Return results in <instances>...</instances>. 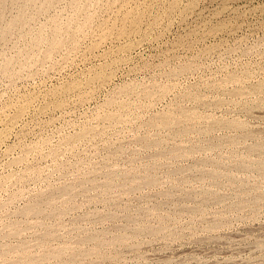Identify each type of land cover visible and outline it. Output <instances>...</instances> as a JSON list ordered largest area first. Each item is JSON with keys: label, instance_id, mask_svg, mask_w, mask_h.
Returning <instances> with one entry per match:
<instances>
[{"label": "rangeland", "instance_id": "1", "mask_svg": "<svg viewBox=\"0 0 264 264\" xmlns=\"http://www.w3.org/2000/svg\"><path fill=\"white\" fill-rule=\"evenodd\" d=\"M2 1L0 264H264V0Z\"/></svg>", "mask_w": 264, "mask_h": 264}, {"label": "bare ground", "instance_id": "2", "mask_svg": "<svg viewBox=\"0 0 264 264\" xmlns=\"http://www.w3.org/2000/svg\"><path fill=\"white\" fill-rule=\"evenodd\" d=\"M0 1H2V0H0ZM5 1H6V0H5ZM2 2H4V1H2ZM0 5H1V3H0ZM1 8H2V6H1ZM5 31H6V29H5ZM5 31H4V32H5ZM2 34H3V33H2ZM4 35H5V34H4ZM1 39H2V38H1ZM262 85H263V88H264V84H262ZM259 88H260V87H258V90H259ZM263 90H264V89H263ZM260 91H261V90H260ZM181 110H182V109H181ZM183 110H185L184 112H186V109H183ZM179 112H180V111H179ZM179 112H178V113H179ZM181 112H182V111H181ZM187 112H190V110L187 111ZM187 112H186V113H187ZM186 113H184V114H186ZM184 114H182V115H184ZM190 114H191V113H190ZM190 114H189V117H190ZM192 114H193V112H192ZM172 115H174V114H172ZM175 115H176V114H175ZM177 115H178V114H177ZM179 115H181V114L179 113ZM179 115H178V116H179ZM168 116H170V115H166V121H169V120H167V118L170 119V117H172V116H170V117H168ZM186 116H188V115H186ZM191 116H192V115H191ZM193 116H194V114H193ZM175 117H176V116H175ZM180 117H181V116L178 117V118H179V121H180ZM163 118H165V117H163ZM172 118H173V119L170 120L168 123H171V122L174 120V116H173ZM181 118L183 119V117H181ZM187 118H188V117H187ZM176 119H177V118H176ZM176 119H175V120H176ZM158 120H159V119H158ZM160 120H161V119H160ZM162 120H163V119H162ZM164 120H165V119H164ZM164 120H163V121H164ZM177 120H178V119H177ZM155 121H156V120H155ZM163 121H161V125L165 123V122L163 123ZM179 121H178V128L181 127V126H179ZM181 121H182V120H181ZM183 121H184V120H183ZM222 121H223V120H222ZM174 122H175V121H174ZM174 122H173V124H175ZM225 122H226V121H225ZM225 122H224V123H225ZM176 123H177V122H176ZM183 123H184V122H183ZM213 123H214V122H212L211 124H213ZM215 123L218 125V123H217L216 121H215ZM220 123H221V120H220ZM222 123H223V122H222ZM224 123H223V124H224ZM234 123H235V122H234ZM237 123H238V122H237ZM157 124H159V123H157ZM180 124H182V123H180ZM185 124H186V123H185ZM228 124H229V123H228ZM231 124H233V123H230V126H231ZM240 124H241V123H240ZM168 125H169V124H168ZM168 125H167V126H168ZM170 125H171V124H170ZM170 125H169V127H170ZM213 125H214V124H213ZM225 125H226V124H225ZM183 126H184V125H183ZM214 126H215V125H214ZM214 126H213V127H214ZM220 126H221V124H220ZM228 126H229V125H228ZM234 126H235V125H234ZM237 126H238V125H237ZM241 126H242V124H241ZM164 127H166V125H165ZM171 127H172V125H171ZM171 127H170V128H171ZM175 127H176V126H175ZM224 127H225V126H224ZM226 127H227V126H226ZM181 128H182V127H181ZM237 128H239V127H237ZM172 129H174V127H172ZM176 129H177V128H176ZM176 129H175V130H176ZM182 129L185 130V128H182ZM186 129H187V128H186ZM188 129H189V128H188ZM188 131H189V130H188ZM245 132L247 133L248 131H245ZM249 132H250V131H249ZM177 133H181V130H178ZM182 133H183V132H182ZM185 133H187V132L185 131ZM243 134H244V133H243ZM248 134H249V133H248ZM250 134H251V132H250ZM248 136H249V135H248ZM243 137L245 138V136H243ZM225 138H226V137H225ZM257 138H258V136H257ZM260 138H261V137H260ZM260 138H259V140H260ZM222 139H223V138H221L220 141H224V140H222ZM229 139H230V138H229ZM262 139H263V138H262ZM149 140H150V139H149ZM149 140H148V141H149ZM233 140H234V139H233ZM235 140H236V139H235ZM148 141H147V139H146L147 144H148ZM150 141H151V140H150ZM152 141H153V140H152ZM228 141H229V140H228ZM256 141H257V143H260L258 140H256ZM261 141H262V140H261ZM153 142L155 143V141H153ZM232 142H233V141H232ZM144 143H145V142H144ZM156 143H158V142H156ZM224 143H225V142H224ZM261 143H262V142H261ZM263 143H264V141H263ZM145 144H146V143H145ZM151 144H152V143H151ZM151 144H150V145L148 144V146L151 147ZM160 144H161V143H160ZM154 146H155V145H154ZM254 146H255V145H254ZM152 147H153V144H152ZM255 147H256V146H255ZM263 147H264V146H263ZM157 148H159V147H157ZM192 148H193V147H192ZM192 148H191V149H192ZM259 148H260V146H259ZM152 149H153V148H152ZM253 149H254V148H253ZM189 150H190V149H189ZM257 150H258V149H257ZM257 150H256V152H257ZM261 150H262V149H259L258 151H261ZM158 151H159V150H158ZM160 151H161V150H160ZM187 151H188V150H187ZM253 151H254V150H253ZM185 152H186V151H185ZM262 152H263V151H262ZM156 153H157V155H155V156H156V157L159 156L158 153H160V152H156ZM161 154H162V153H160V156H161ZM160 156H159V157H160ZM237 157H239V156H237ZM241 157H242V156H240L239 160H237V161H241V162H242V159H243V160L245 159V157H243L242 159H241ZM218 158H219V157H218ZM218 158H217V160H218ZM219 159H220V158H219ZM237 159H238V158H237ZM240 159H241V160H240ZM204 160H206V159H204ZM214 160H216V159H214ZM234 160H235V159H234ZM202 161H203V160H202ZM208 161L210 162V160H208ZM211 161H212V160H211ZM237 161H235V162L237 163ZM246 161H247V159H246ZM248 161H251V159H250V160L248 159ZM253 161H254V160H253ZM261 161H262V160H261ZM261 161L259 162V164L262 163ZM203 162H204V161H203ZM215 162L217 163V161H215ZM221 162L224 163L223 160H222ZM205 163H207V162H205ZM223 163H222V164H223ZM242 163H243V162H242ZM242 163H240V164H242ZM244 163H245V162H244ZM254 163H255V162H254ZM201 164H202V163H201ZM207 164H209V163H207ZM212 164H213V162H212ZM214 164H215V163H214ZM214 164H213V167H215V165H216V164H215V165H214ZM217 164H218V163H217ZM238 164H239V163H238ZM247 164H248V163H247ZM251 164H253V163H251ZM262 164H264V163H262ZM218 165L220 166L221 163H219ZM224 165H225V164H224ZM224 165H222V167H223ZM244 165H245V164H244ZM248 165H249V164H248ZM248 165H246V166H248ZM260 165H261V164H260ZM260 165H259V167H260ZM237 166H238V165H237ZM239 166H240V165H239ZM241 166H242V165H241ZM246 166H245V167H246ZM250 166H251V165H250ZM217 167H218V166H217ZM225 167H226V166H225ZM242 167H243V166H242ZM248 167H249V166H248ZM251 167H252V166H251ZM253 167H254V166H253ZM256 167H257V166H256ZM259 167H258V168H259ZM215 168H216V167H215ZM215 168H212V169L214 170ZM239 168H240V167H239ZM258 168H257V169H258ZM260 168H261V167H260ZM177 169H178V168H177ZM192 169H193V168H191V170H192ZM212 169H209V171L212 170ZM225 169H226V168H225ZM241 169H242V168H241ZM243 169H244V168H243ZM247 169H248V168H247ZM252 169H253V168H252ZM254 169H255V168H254ZM202 170H203L204 172H206V170H208V168L205 169V170H204V169H202ZM218 170H219V169H218ZM218 170H217V171H218ZM221 170H222V172H223L224 168H223V169L221 168ZM176 171H177V170H176ZM200 171H201V169H200ZM203 171L201 172V175H202ZM217 171H216V173H217ZM219 171H220V170H219ZM219 171H218V172H219ZM245 171H246V169H245ZM249 171H250V169H249ZM210 172H211V171H210ZM210 172H206V173H210ZM212 172H213V171H212ZM212 172H211L210 177L212 176ZM222 172H221V173H222ZM255 172H256V171H255ZM111 173H112V172H111ZM257 173H258V172H257ZM108 174H109V173H108ZM203 174H204V173H203ZM218 174H219V173H218ZM224 174L226 175L225 170H224ZM204 175H205V174H204ZM204 175H203V176H204ZM206 175H207V174H206ZM225 175H224V176H225ZM227 175H228V174H227ZM259 175H261V174H259ZM262 175H263V173H262ZM262 175H261V176H262ZM213 176H214V175H213ZM213 176H212V177H213ZM220 176H221V174H220ZM117 177H119V176H117ZM122 177H123V176H122ZM208 177H209V176H208ZM217 177H219V176H217ZM128 178L130 179L131 176H130V177L128 176ZM215 178H216V176H215ZM215 178L213 177V179H215ZM221 178H222V177H221ZM263 178H264V177H263ZM110 179H112V178H110ZM110 179H109V180H110ZM124 179H125V178H124ZM126 179H127V178H126ZM132 179H133V178H132ZM149 179H150V177L148 178V180H149ZM153 179H154V177H153ZM122 180H123V179H122ZM144 180H145V179H144ZM154 180H155V179H154ZM154 180H153V182H154ZM105 181H106V180H105ZM105 181H104V182H105ZM107 181H108V179H107ZM126 181H127V180H126ZM130 181H131V180H130ZM213 181H216V179L213 180ZM110 182H111V184H113L112 182H114V180H113V181L110 180ZM123 182H124V180H123ZM143 182H144V181H143ZM146 182H147V181H146ZM153 182H152V183H153ZM106 183H107V182H106ZM108 183H109V182H108ZM119 183H120V182H119ZM128 183H129V182H128ZM111 184H109V185L107 184V185L110 186ZM144 184H145V183H144ZM146 184H147V183H146ZM148 184H151V183H150V180H149V183H148ZM148 184H147V185H148ZM119 185H120V184H119ZM70 186H71V185H70ZM70 186H69V188H70ZM113 186H114V185H113ZM115 186H117V183H115ZM121 186H122V184H121ZM65 187H66V186H65ZM71 187H72V186H71ZM104 187H105V186H104ZM102 188H103V187H102ZM106 188H107V186H106ZM106 188H103V189L105 190ZM60 189H61V188H60ZM72 189H73V187H72ZM72 189H71V190H72ZM108 189H109V187H108ZM61 190H62V189H61ZM69 190H70V189H69ZM66 191H67V190H66ZM75 191H76V190H75ZM205 191H206V190H205ZM207 191H209V190L207 189ZM214 191H215V190H214ZM58 192H59V191H58ZM62 192H65V190H63ZM68 192H69V191H68ZM73 192H74V191H73ZM203 192H204V191H201V194H203ZM210 192H211V191H210ZM216 192H217V191H216ZM60 193H61V192H59V194H60ZM76 193H77V192H76ZM76 193H74V194H76ZM169 193H170V191L168 192V194H169ZM171 193H173V192L171 191ZM186 193H187V192H186ZM188 193H189V192H188ZM191 193H192V192H191ZM204 193H205V192H204ZM206 193H207V192H206ZM211 193H215V192H211ZM217 193H218V192H217ZM63 194H64V193H62L61 196H62ZM70 195H71V194L69 193L68 196H70ZM166 195H167V193H166ZM166 195H165V196H166ZM170 195H171V194H170ZM188 195H190V194H188ZM188 195H187V196H188ZM204 195H205V194H204ZM204 195H203V198H205ZM208 195H209V194H208ZM219 195H220V194H219ZM219 195H218V196H219ZM65 196H66V194H65ZM65 196H64V197H65ZM205 196H206V195H205ZM213 196H214V195H213ZM215 196H216V194H215ZM70 197H71V196H70ZM72 197H73V196H72ZM166 197H169V196H166ZM171 197H172V196H171ZM207 197H208V196H207ZM211 197H212V195H211ZM45 198H47V197H45ZM49 198H50V197H49ZM67 198H68V197H67ZM67 198H66V199H67ZM214 198H215V197H214ZM219 198H220V197H219ZM42 199H43V198H42ZM47 199H48V198H47ZM205 199H206V198H205ZM243 199H244V198H243ZM45 200H46V199H45ZM48 200H49V199H48ZM220 200H221V199H220ZM244 200H245V199H244ZM50 201H51V200H50ZM52 201H53V200H52ZM52 201L50 202L51 205L53 204ZM206 201H207V200H206ZM213 201H214V200H213ZM44 202H45V201H44ZM217 202H218V201H217ZM220 202H222V201H220ZM37 203H38V202H37ZM39 203H40V202H39ZM39 203H38V206H39ZM46 203H48V202L46 201ZM205 203H206V202H205ZM205 203H204V204H205ZM207 203H208V202H207ZM239 204H240V203H239ZM241 204H243L242 201H241ZM35 205H36V203H35ZM35 205H33V206H35ZM47 205H49V204H47ZM40 206H41V205H40ZM195 206H196V205H195ZM203 206H204V205H203ZM206 206H207V205H206ZM238 206H239V205H238ZM31 207H32V206H31ZM36 207H37V206H36ZM240 207H242V206L240 205ZM38 208H39V207H38ZM41 208H43V207H41ZM204 208H205V207H204ZM31 209H32V208H31ZM199 209H200V208H199ZM27 210H28V208H27ZM33 210H34V208H33ZM35 210H36V209H35ZM45 210H46V209H45ZM191 210H192V209H191ZM28 211H30V210H28ZM31 212H33V211H31ZM34 212H35V211H34ZM38 212L40 213V210H39ZM195 212H196V210H195ZM198 212H200V211H198ZM201 212H203V210H202ZM29 213H30V212H29ZM152 213H153V212H152ZM106 215H107V214H106ZM106 215H104V218H105ZM110 215H111V214H110ZM116 215H117V214L112 215V216L114 217V216H116ZM108 216H109V215H107V217H108ZM113 217H112V220H113ZM116 217H117V216H116ZM116 217H114V218H116ZM138 218H139V217H138ZM161 218L166 219L165 217H161ZM161 218H160V219H161ZM167 218H168V217H167ZM109 219L111 220V218H109ZM129 219H130V218H129ZM107 220H108V219H107ZM114 220H115V219H114ZM131 220H132V221H131ZM131 220H130V221L133 222L134 219L132 218ZM138 220H139V219H138ZM161 220H163V219H161ZM217 220H218V221H219V220L222 221V219H217ZM128 221H129V220H128ZM218 221H217V222H218ZM135 222H136V220H134V224H135ZM166 222H167V221H166ZM215 222H216V221H215ZM128 223H129V225H130V222H128ZM136 223H138V221H137ZM160 223H162V222H160ZM160 223H159V224H160ZM163 223L165 224V220H164ZM220 224H221V223H220ZM131 225H132V224H131ZM138 225H139V224H138ZM148 225H149V224H148ZM165 225H166V224H165ZM168 225H169V224H168ZM124 226H126V225H124ZM127 226H128V225H127ZM134 226H135V225H134ZM162 226H163V225L160 224V228H161ZM169 226H170V225H169ZM213 226H215V225H213ZM140 227H141V226H140ZM143 227H144V226H143ZM145 227H146V225H145ZM145 227H144V229H145ZM154 227H155V226H154ZM166 227H167V226H165V229L168 230V227H167V228H166ZM138 228H139V226H138ZM147 228H148V227H146V229H147ZM155 228H157V227H155ZM160 228H157V230L160 229ZM133 229H134V228H133ZM140 229L142 230V228H140ZM150 229H152V228L150 227ZM153 229H154V228H153ZM163 229H164V228H163ZM165 229H164V230H165ZM170 229H171V228H170ZM148 230H149V228H148ZM148 230H146V231H148ZM167 230H166L165 232H167ZM132 231H133V230H132ZM142 231H143V230H142ZM149 231H150V230H149ZM155 231H156V229H155ZM155 231H154V232H155ZM171 231H172V229H171ZM156 232H158V231H156ZM169 232H170V231H169ZM45 233H47V232H45ZM45 233H44V234H45ZM105 233H106V232H105ZM105 233H104V234H105ZM143 233H144V232H143ZM104 234H103V238H107L106 235H107L108 233H106L105 235H104ZM119 234H120V233H119ZM124 234H126V233H124ZM133 234H134V233H133ZM135 234H137V233H135ZM140 234H142V233H140ZM156 234H158V233H156ZM156 234H154V235H156ZM49 235H52V236H53L54 234L49 233V234H48V237H49ZM101 235H102V234H101ZM126 235H127V234H126ZM93 236H94V235H93ZM104 236H105V237H104ZM107 236H108V235H107ZM109 236H110V235H109ZM111 236H112V235H111ZM119 236H121V234H120ZM122 236H123V235H122ZM127 236H130V238H131L132 235L128 234ZM134 236L136 237V235H134ZM134 236H133V237H134ZM45 237H47V236H45ZM48 237H47V238H48ZM85 237L87 238L86 235H85ZM95 237H97V236H95ZM113 237H115V235H114ZM113 237H111V238H113ZM117 237H118V236H117ZM117 237H116V238H117ZM124 237H125V236H124ZM133 237H132V238H133ZM83 238H84V237H82V240H83ZM108 238H109V237H108ZM119 238H120V237H119ZM128 238H129V237H128ZM132 238H131V239H132ZM48 239H49V238H48ZM90 239H92V240L95 241L96 238L93 239V237H92V238L90 237ZM109 239H110V238H109ZM109 239H108V240H109ZM117 239H118V238H117ZM97 240H101V239H97ZM105 240H106V239H104V242H106ZM112 240H113V243H114V240H115V239L113 238ZM119 240H121V238H120ZM129 240H130V239H129ZM80 241H81V240H80ZM117 241H118V240H117ZM117 241H116V243H117ZM122 241H124V240H122ZM83 242H84V241H83ZM104 242H103V243H104ZM107 242H108V241H107ZM107 242H106V243H107ZM109 242H110V241H109ZM70 243H71V242H70ZM103 243H102V242H101L100 244L97 243V245H98V244L101 245L102 251H103V247H105V246L102 247V245H106L105 243H104V244H103ZM129 243H130V242H129ZM75 244H76V243H75ZM95 244H96V241H95ZM120 244H121V243H120ZM63 245H64V244H62V248H66V247H67V248L69 249L68 246L65 245V246L63 247ZM68 245L70 246V244H68ZM109 245L111 246L112 244L108 243L107 248L109 247ZM95 246H96V245H95ZM95 246H94V247H95ZM112 246H114V245H112ZM25 247H26V246H25ZM71 247H72V246H71ZM94 247H93L92 249H95ZM18 248H20V247H18ZM22 248H23V246H22ZM60 248H61V247H60ZM67 248H66V249H67ZM96 248H100V246H99V247L97 246ZM109 248H110V247H109ZM20 249H21V248H20ZM20 249H19V250H20ZM57 249H59V248L57 247ZM72 249H73V247H72ZM72 249H71V250H72ZM48 250H49V249H48ZM52 250H54V249L52 248ZM52 250H51V251H52ZM59 250H61V251L58 253V255L62 252V249H59ZM59 250H58V251H59ZM95 250H96V249H95ZM95 250H94V251H95ZM100 250H101V249H100ZM12 251H13V250H12ZM12 251H11V252H12ZM16 251H17V250H16ZM25 251H26V250H25ZM58 251H57V252H58ZM67 251H68V250H67ZM102 251H101V252H102ZM52 252H53V251H52ZM63 252H64V251H63ZM65 252H66V251H65ZM69 252H70V250H69ZM87 252H89V251H87ZM90 252H92V251H90ZM90 252H89V253H90ZM101 252H100V253H101ZM53 253H54V252H53ZM70 253H73V252L71 251ZM97 253H98V252H97ZM97 253H96V254H97ZM50 254H51V252H49V255H50ZM55 254H56V251H55ZM65 254H66V253H65ZM76 254H77V253H75V255H76ZM85 254H86V253H85ZM91 254H93V253H91ZM46 255H48V254H46ZM46 255H45V257H48V256H46ZM51 255H52V254H51ZM58 255H57V256H58ZM60 255H61V254H60ZM78 255H79V254H78ZM52 256H53L54 258L57 257V256H54V254H53ZM33 257H34V256H33ZM42 257H43V256H42ZM71 257H73V255H71ZM76 257H77V255L75 256V258H76ZM62 258H63V257H61V259H62ZM17 259H18V258H17ZM17 259H16V262H19L20 260L17 261ZM19 259H21V258H19ZM38 259H39V258H38ZM38 259H37V260H38ZM40 259H41V258H40ZM40 259H39V260H40ZM46 259H47V258H46ZM52 259H53V258H52ZM61 259L58 258V260L56 259V261H58V263H60V264H65L67 260L65 261V263H61V262H59V260H61ZM27 260H28V257H27ZM27 260H26V262H28ZM32 260H34V259H32ZM37 260H36L35 262H37ZM47 260H48V259H47ZM47 260H45V261H47ZM50 260H51V259H50ZM53 260H54V259H53ZM63 260H64V259H63ZM69 260H70V259H69ZM69 260H68V262L70 263ZM13 261H14V259H13ZM23 261H25V260H23ZM23 261H22V262H23ZM40 261H41V260H40ZM42 261H43V260H42ZM42 261H41V262H42ZM56 261H55V262H56ZM72 261H73V260H72ZM9 262H10V261H9ZM11 262H12V261H11ZM11 262H10V264H11ZM14 262H15V261H14ZM41 262H40V263H41ZM49 262H50V261L48 260V264H49ZM62 262H63V261H62ZM31 263H32V261L30 260V262H29L28 264H31ZM33 263H34V262H33ZM33 263H32V264H33ZM37 263H38V262H37ZM46 263H47V262H46ZM51 263H53V262H51ZM58 263H54V264H58ZM69 263H68V264H69ZM71 263H72V262H71ZM12 264H13V263H12ZM17 264H18V263H17ZM19 264H20V262H19ZM21 264H22V263H21ZM23 264H26V263H23ZM38 264H39V263H38ZM41 264H42V263H41ZM66 264H67V263H66Z\"/></svg>", "mask_w": 264, "mask_h": 264}]
</instances>
